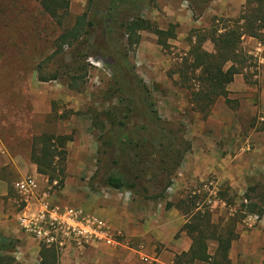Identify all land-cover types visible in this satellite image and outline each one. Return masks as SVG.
Returning a JSON list of instances; mask_svg holds the SVG:
<instances>
[{"label": "rangeland", "instance_id": "374dc122", "mask_svg": "<svg viewBox=\"0 0 264 264\" xmlns=\"http://www.w3.org/2000/svg\"><path fill=\"white\" fill-rule=\"evenodd\" d=\"M89 1L68 0V11L58 24L35 0H0V138L12 149L30 153L33 138L42 134L72 135L66 146L64 182L50 192L51 200L84 210L80 204H94L95 198L113 191L102 185V177L108 166L113 168L107 136L117 114L132 117L131 131L143 125L152 128L148 120L154 117L164 145L140 130L126 152L128 167L148 192L118 190L119 194L140 204L152 201L167 211L166 203L174 204L192 191L201 195L211 222L219 228L227 226L237 211L236 229L242 226L243 231L264 235V221L245 222L250 216H264V211H238L243 209L244 195L253 201L264 195V30L258 38L246 36L240 43L248 57L235 76L243 81L241 86L231 96L218 98L207 111H201L203 100L191 103V92L200 88L198 73L185 70L191 64V47L200 40L198 35L220 30L225 21L237 19L247 0H212L198 18L188 0H141L137 17L162 30L174 26V36L163 48L148 31L138 32L135 44L129 42L135 38H128L124 31L114 33V44L122 46L121 55L129 66L125 71L133 73L146 89L141 92L129 81L125 94L118 90L109 55L85 45L81 53L89 56L72 58V47H60L57 41L83 14L87 19L94 16L97 27L103 28L110 0H101L98 6ZM201 48L213 51L208 40ZM178 154L180 160L175 158ZM164 161L174 170L169 187L160 192L158 180L166 181ZM41 187L47 189L45 179ZM218 190L232 198L231 206L215 199ZM13 197L20 211L18 192ZM261 235L248 237L246 255L239 253L237 244L231 264H264ZM258 242L261 246L254 249ZM214 247L210 242V252ZM8 256L1 258L4 262L15 259ZM26 259L27 264L41 263L39 258Z\"/></svg>", "mask_w": 264, "mask_h": 264}, {"label": "trees", "instance_id": "16d2710c", "mask_svg": "<svg viewBox=\"0 0 264 264\" xmlns=\"http://www.w3.org/2000/svg\"><path fill=\"white\" fill-rule=\"evenodd\" d=\"M40 3L42 9L58 24L66 15L69 2L68 0H35ZM194 17H200L209 7L212 0H188ZM91 5H101V0H90ZM141 8V0H110L108 22H104L103 28H98L94 16L90 18L85 14L76 19L75 25L67 31L61 33L57 41L60 47L69 45L72 47V58L86 57L81 53L85 45L90 46L93 51H98L101 55H109L113 61L115 74L117 76V87L121 94H125L130 88V82L134 84V88L141 92L146 89L137 80L136 76L129 72L126 56L121 55L120 44H114L113 35L116 32H122L135 40H129L130 44L137 43L139 39L138 32L148 31L156 35L157 44L164 48L165 41L172 39L174 26H170L168 30H162L154 26L151 22L142 20L137 17ZM241 15L234 20L225 21L224 25L219 29H210L207 34L198 35L199 41L191 47L189 55H191V64L185 70H191L192 73H198L197 81L199 82L198 92H191V103H197L203 100L201 111H207L218 98H227V86L233 82L236 75H239L245 67L248 59L246 54L242 52L240 43L246 36L258 38L260 32L264 30V0H247ZM104 30V31H102ZM205 40L212 43L213 51L206 52L201 46ZM195 75V74H193ZM192 75V76H193ZM130 81V82H129ZM133 90V89H132ZM127 111H130L128 109ZM153 113V111H152ZM132 117L128 113L118 115L113 121V131L107 136L108 146L110 148L109 156H111V165L105 170L102 177V185L116 190H127L137 193L148 192V188L142 185L138 175H134L133 171L128 167L126 160V152L132 146L134 135H138L140 130L147 132L151 141L162 143L161 133L154 126V117L148 122L149 126H140L138 131H131L134 125H129ZM72 135L67 134H42L33 138V144L30 151V161L36 166L37 174L43 176L49 184L56 181V189L62 187L64 182V172L67 150L66 146L72 141ZM181 154L175 156L180 160ZM179 162V161H178ZM178 162H175L177 164ZM164 161L162 167L166 173V181L162 178L158 180L162 187L160 192L165 191L169 187V177L173 167L166 165ZM174 163V160L173 162ZM111 171V172H109ZM156 178V176H155ZM215 199L223 202L225 206L233 204L232 198L226 193L218 190ZM254 198L244 195L241 204V210L245 213H254L264 211V195ZM201 195L192 191L187 194L184 199L178 200L176 203H166V209L171 207L179 210L186 218V223L181 228L191 238L192 245L187 253L179 255L176 264H193L195 262L205 264H231L229 259V251L233 240L237 239L236 225L237 211L231 216L227 226L219 228L211 222V212L209 207L203 204ZM215 243L212 253L209 252V243ZM43 247V246H42ZM45 248V247H44ZM52 253L50 260L41 264H56V251L52 248H46ZM49 260V261H48ZM0 264H14V260L4 262L0 258Z\"/></svg>", "mask_w": 264, "mask_h": 264}, {"label": "crops", "instance_id": "0c3cea01", "mask_svg": "<svg viewBox=\"0 0 264 264\" xmlns=\"http://www.w3.org/2000/svg\"><path fill=\"white\" fill-rule=\"evenodd\" d=\"M241 82L243 83L242 80H237V77L234 78L226 88L228 96L236 92ZM29 154L26 150L12 149L0 138V258L6 255L16 261L23 258L19 261L21 264H27V259L24 258H39L40 262H46L52 255L48 249L24 233L18 223L21 210L17 211L14 206L16 202L13 196L17 181L28 175H37L42 181L44 179L37 174ZM151 202L140 204L113 189L95 198L94 204H80L86 211L89 210V213L107 222L112 230L120 231L123 244L90 242L79 250L70 249L65 253L55 250L56 264H176L177 257L187 253L192 245L191 238L185 231H181L186 218L173 207L166 211L164 208H156ZM35 209L30 203L24 212L31 216ZM241 227L236 229L239 238L233 240L231 245L230 261L237 244L239 253L246 255L244 253L247 250L245 245L248 237L262 234L258 231H243ZM259 237L264 241V235ZM259 246L260 242L254 245V249ZM7 247H10L11 251H4ZM196 263L202 264H194Z\"/></svg>", "mask_w": 264, "mask_h": 264}, {"label": "built area", "instance_id": "2783aa9c", "mask_svg": "<svg viewBox=\"0 0 264 264\" xmlns=\"http://www.w3.org/2000/svg\"><path fill=\"white\" fill-rule=\"evenodd\" d=\"M41 181L37 175H29L15 183L22 204L18 223L24 233L30 235L39 245L64 253L70 249H82L90 242L123 244L122 233L112 230L98 216L82 208L53 203L50 192L56 189V181L49 184L45 179L47 189L41 187ZM30 203L36 208L31 216L24 212ZM262 221L264 216H250L245 220L248 224Z\"/></svg>", "mask_w": 264, "mask_h": 264}]
</instances>
